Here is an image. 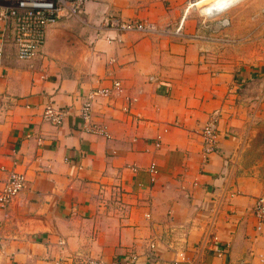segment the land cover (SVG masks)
Returning a JSON list of instances; mask_svg holds the SVG:
<instances>
[{"label":"crops","instance_id":"crops-1","mask_svg":"<svg viewBox=\"0 0 264 264\" xmlns=\"http://www.w3.org/2000/svg\"><path fill=\"white\" fill-rule=\"evenodd\" d=\"M241 1L209 19L190 0H93L90 23L109 13L156 33L95 39L62 20L30 61L7 32L0 191L11 170L27 186L0 208V264L261 263L264 0ZM95 89L111 95L84 128L80 109ZM48 106L64 114L60 125L45 118ZM215 110L220 139L206 158L201 131Z\"/></svg>","mask_w":264,"mask_h":264},{"label":"built area","instance_id":"built-area-1","mask_svg":"<svg viewBox=\"0 0 264 264\" xmlns=\"http://www.w3.org/2000/svg\"><path fill=\"white\" fill-rule=\"evenodd\" d=\"M91 1L93 0H0V57L4 54L8 38L7 32L10 30L11 40L15 46L18 59L30 61L36 58L45 42H47L46 37L49 28L56 26L62 20H76L85 27H91L94 30L95 39L101 38L105 31L156 33L153 24L127 20L109 13L103 14L96 24L90 23L87 19L86 6ZM192 1L194 5L197 2L196 0ZM222 13L206 14V17L212 19L222 15ZM220 23L222 27L229 25L227 19L221 20ZM257 80H260L259 84L263 88V93L256 100H261L264 96V77ZM247 86V83L243 85L244 88H247ZM112 88L120 90L121 83L119 81L114 82ZM110 95V89H95L87 94V99L80 109V117L84 128H88L92 123L94 103L100 99H105V97L109 98ZM63 115L60 110H54L51 106L46 108L44 114L45 118L54 125L62 123ZM219 118L220 110L212 112L201 131L203 154L206 158L218 149L220 139ZM0 171L4 172L7 169L0 166ZM150 172L153 174L152 182H154L157 174L155 164L150 166ZM26 186L25 175L11 170L0 191V208H6L25 190ZM254 215L260 229L264 225V194L258 196L255 200ZM155 249V244L152 243L151 250ZM84 264H102V261L89 257L84 260ZM260 264H264V257L261 259Z\"/></svg>","mask_w":264,"mask_h":264},{"label":"bare ground","instance_id":"bare-ground-1","mask_svg":"<svg viewBox=\"0 0 264 264\" xmlns=\"http://www.w3.org/2000/svg\"><path fill=\"white\" fill-rule=\"evenodd\" d=\"M204 0L198 1L197 5L203 2ZM241 0H215L213 3H210L209 5L206 4L204 8H202V12L204 14H215L220 12L227 11L230 7H233L237 3H239ZM206 11V12H205Z\"/></svg>","mask_w":264,"mask_h":264},{"label":"rangeland","instance_id":"rangeland-1","mask_svg":"<svg viewBox=\"0 0 264 264\" xmlns=\"http://www.w3.org/2000/svg\"><path fill=\"white\" fill-rule=\"evenodd\" d=\"M197 2L198 1H201V0H196ZM215 0H204L203 2H201L200 4H196V5H194L193 3V1L192 0H190V4L192 3L193 5H192V10H194V9H196L198 12H200L205 18H207L206 17V14H204L203 12H202V8H204V6H206V4L207 5H209L210 3H213ZM196 2V3H197ZM242 2V1H241ZM241 2H239V3H237L236 5H234V7H236V6H238L239 4H241ZM246 2H247V0H246ZM229 10V9H228ZM206 12V11H205ZM223 13H225V12H223ZM222 13V14H223ZM222 17V15H219V16H217V17H215V18H221ZM215 18H212V19H215ZM223 19H227V18H223ZM222 19V20H223ZM228 20V19H227ZM221 21V20H220ZM259 22H260V24L261 25H258L257 24V26L259 27V28H261L263 25H264V22L262 21V20H259ZM227 27V26H226ZM262 36V35H261ZM259 47V46H258ZM259 48H261V47H259ZM261 50L263 51V49L261 48ZM261 55H263V53H261ZM261 60V59H260Z\"/></svg>","mask_w":264,"mask_h":264}]
</instances>
